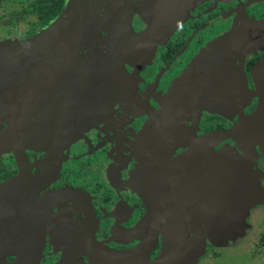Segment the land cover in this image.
I'll return each instance as SVG.
<instances>
[{"label":"flooded vegetation","instance_id":"obj_1","mask_svg":"<svg viewBox=\"0 0 264 264\" xmlns=\"http://www.w3.org/2000/svg\"><path fill=\"white\" fill-rule=\"evenodd\" d=\"M23 1L0 17V264L42 208L36 264H126L171 163L255 110L264 0ZM256 190L263 119L213 146L130 264H168L183 245L172 264H238L254 237L264 244Z\"/></svg>","mask_w":264,"mask_h":264},{"label":"water","instance_id":"obj_2","mask_svg":"<svg viewBox=\"0 0 264 264\" xmlns=\"http://www.w3.org/2000/svg\"><path fill=\"white\" fill-rule=\"evenodd\" d=\"M1 1V0H0ZM263 61V63H262ZM257 63L258 70L264 64V60ZM262 63V64H261ZM258 102L255 110L240 119L237 126L229 129H218L204 133L197 138L184 152H182L170 165L169 169L160 178L155 190L151 194L149 208L146 214V227L142 242L126 252L120 253V257L126 259L125 263L130 264L147 253L153 243L155 232L160 224L166 220L171 207L182 200V189L187 180L198 169L199 165L208 157L210 152L218 143L226 139H242L250 134L251 130L264 120V83L257 79ZM45 209L36 210L28 230L27 237L23 242L22 249L17 253L15 260L10 264H36L42 246V217ZM193 249V247H192ZM190 247L183 245L172 252L166 251L161 262L172 264L177 262L180 256H185ZM176 257L173 259L172 257ZM172 259V260H171ZM173 262H171V261ZM264 264V258L258 263Z\"/></svg>","mask_w":264,"mask_h":264},{"label":"rangeland","instance_id":"obj_3","mask_svg":"<svg viewBox=\"0 0 264 264\" xmlns=\"http://www.w3.org/2000/svg\"><path fill=\"white\" fill-rule=\"evenodd\" d=\"M8 1L11 2V4H9V6H8L7 2H4V4H2L0 6V17H3V16L8 14V12H7L8 8H13V7L17 8V7L21 6L24 3L23 0H17V1L16 0H8ZM14 4H15V6H14ZM3 20H4V18H3ZM3 20L1 22V24L3 26L9 24L8 21H4L3 22ZM18 21L23 23V19H19ZM18 40H23V39H9V40L6 39L5 45L7 44V42H14V41H18ZM256 237H254V239H253V241L251 243V244H253V247H251L250 250L249 249L245 250L247 252V255L242 257L241 253L239 251L236 253V255L238 257H240L238 259V264H258L264 258V244H262L263 242L261 241V239L256 238ZM229 259H231V258L228 255V260ZM154 263H155V261H150L149 264H154Z\"/></svg>","mask_w":264,"mask_h":264},{"label":"crops","instance_id":"obj_4","mask_svg":"<svg viewBox=\"0 0 264 264\" xmlns=\"http://www.w3.org/2000/svg\"><path fill=\"white\" fill-rule=\"evenodd\" d=\"M22 44H24V42H22ZM52 54H50L49 53V56H51ZM53 64V63H52ZM81 81V80H80ZM256 192V194H257V196L255 197L254 195L253 196H251L250 195V197L248 198V200H249V202H250V204L251 205H254V204H256V201H257V197H260V196H262V195H264V192H262V191H260V190H256L255 191ZM248 206V204H246V206H245V208ZM238 222V221H237Z\"/></svg>","mask_w":264,"mask_h":264}]
</instances>
